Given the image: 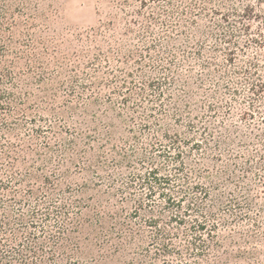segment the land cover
<instances>
[{
    "label": "rangeland",
    "instance_id": "1",
    "mask_svg": "<svg viewBox=\"0 0 264 264\" xmlns=\"http://www.w3.org/2000/svg\"><path fill=\"white\" fill-rule=\"evenodd\" d=\"M45 1L0 0V264H264V0Z\"/></svg>",
    "mask_w": 264,
    "mask_h": 264
},
{
    "label": "trees",
    "instance_id": "2",
    "mask_svg": "<svg viewBox=\"0 0 264 264\" xmlns=\"http://www.w3.org/2000/svg\"><path fill=\"white\" fill-rule=\"evenodd\" d=\"M4 1H5L6 7L8 6L9 2H12V0H4ZM20 1L22 2V5L24 8H26V10H30L29 14L32 15V18L39 16L41 9L44 8L45 3H46L45 0H20ZM32 41L34 40L32 39ZM33 252L36 253V251L34 250Z\"/></svg>",
    "mask_w": 264,
    "mask_h": 264
}]
</instances>
